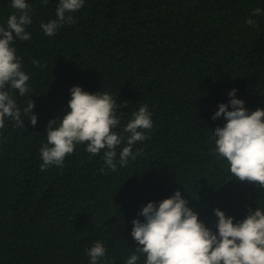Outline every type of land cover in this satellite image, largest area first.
Wrapping results in <instances>:
<instances>
[{
  "label": "trees",
  "instance_id": "obj_1",
  "mask_svg": "<svg viewBox=\"0 0 264 264\" xmlns=\"http://www.w3.org/2000/svg\"><path fill=\"white\" fill-rule=\"evenodd\" d=\"M58 2L26 0L31 38L14 45L32 91L13 93L24 125L6 118L0 129V264H89L96 241L124 264L136 246L132 220L143 221L144 205L175 191L213 232L214 208L233 223L264 209V189L232 177L214 153L212 131L226 121L211 119L232 89L249 113L264 109V0H84L75 23L46 36L40 25L56 18ZM255 8L261 15H251ZM14 11L0 0V26ZM73 86L121 105L114 131L125 139L115 171L104 164L105 150L93 156L86 143L63 168L40 171L46 125L69 111ZM28 99L35 127L23 117ZM144 104L153 127L133 145L142 154L121 167L122 129Z\"/></svg>",
  "mask_w": 264,
  "mask_h": 264
},
{
  "label": "clouds",
  "instance_id": "obj_2",
  "mask_svg": "<svg viewBox=\"0 0 264 264\" xmlns=\"http://www.w3.org/2000/svg\"><path fill=\"white\" fill-rule=\"evenodd\" d=\"M47 5L48 0H41ZM84 0H59L55 19L41 23L46 36H53L65 24L75 23L72 13L83 7ZM15 11L8 16L6 27L0 26V129L5 127V119L23 124L22 113L17 106L13 93L19 97L29 96V75L22 70L21 58L16 54L15 41H28L31 33L26 31L32 24L31 8L26 0H11ZM262 10L255 8L252 16L261 15ZM246 23L256 27V21L247 19ZM32 63L39 66L38 61ZM235 89L228 96V105H218L211 119L221 116L226 121L223 127L212 131L214 153L229 165L232 177L246 181L264 189V109L257 108L251 113L244 107V101L235 98ZM69 111L60 119L48 121L46 143L40 148L42 163L40 171L50 166L63 168L65 157L73 154L76 145L85 144V151L95 156L103 153L104 164L112 171L117 168L115 160L117 147L125 139L114 131L120 123L117 109L121 107L113 95L106 92L90 94L79 86L70 89ZM123 106H127V102ZM229 107L231 110H228ZM34 102L28 99L23 109L31 126L37 124L33 113ZM148 105L139 107L123 127L127 133L126 144L119 152L121 167L128 159H136L142 149L133 153V145L148 138L153 127ZM24 125V124H23ZM103 171V169L101 170ZM180 191L158 204L148 202L138 216L132 220L131 236L136 242L135 250L124 264H137L141 256L143 264H264V209L257 207L249 210L242 221L233 223V218L214 208L216 231L213 232L198 219V214L187 206ZM89 264H114V258L106 256L102 242L96 241L87 249Z\"/></svg>",
  "mask_w": 264,
  "mask_h": 264
}]
</instances>
